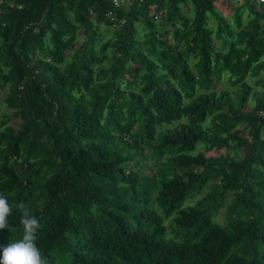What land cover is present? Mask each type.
I'll list each match as a JSON object with an SVG mask.
<instances>
[{
	"label": "trees",
	"instance_id": "1",
	"mask_svg": "<svg viewBox=\"0 0 264 264\" xmlns=\"http://www.w3.org/2000/svg\"><path fill=\"white\" fill-rule=\"evenodd\" d=\"M250 5L237 30L216 0L135 2L114 28L112 0H7L0 245L23 238V201L46 264H264V3Z\"/></svg>",
	"mask_w": 264,
	"mask_h": 264
},
{
	"label": "clouds",
	"instance_id": "2",
	"mask_svg": "<svg viewBox=\"0 0 264 264\" xmlns=\"http://www.w3.org/2000/svg\"><path fill=\"white\" fill-rule=\"evenodd\" d=\"M16 207L23 213L21 218L23 238L15 243L0 245V264H46L35 244L37 229L41 227L38 219L30 215L23 201ZM11 211L7 198L0 195V230L9 227L8 216Z\"/></svg>",
	"mask_w": 264,
	"mask_h": 264
},
{
	"label": "rangeland",
	"instance_id": "3",
	"mask_svg": "<svg viewBox=\"0 0 264 264\" xmlns=\"http://www.w3.org/2000/svg\"><path fill=\"white\" fill-rule=\"evenodd\" d=\"M251 2L253 3H258V0H216V5L217 7L219 8L220 11H222L229 19L231 25L233 26V28L235 30L238 29V24L235 22V16H234V7L235 6H244V8L242 9L241 11V15H242V24L245 25L249 19L248 15H249V9L251 7ZM209 25L211 27H215L216 26V22H215V19L213 18V16L210 17V20H209ZM100 30L101 32L103 33V35L105 36H110L112 33L110 31V28L104 26V25H101L100 26ZM264 60V57L262 58ZM195 60L192 59V63L194 62ZM260 75H264V69L260 72ZM249 82L255 86V83H257V79L256 78H250L248 79ZM218 87L219 88H224L225 87V83H219L218 84ZM258 88L259 89H262V86L258 85ZM251 108H247L246 110H250ZM210 124V121L208 122ZM245 134H247V131H245ZM210 151L211 153H215L216 150L214 148H210ZM146 157L148 158V163L149 165L155 167L156 166V162H157V159H151L150 157V153L147 152L146 153ZM146 158V159H147ZM141 161V159H138ZM137 160V161H138ZM143 161V160H142ZM129 164L133 167L136 168V166H138V164H134L132 162H129ZM149 170V168H148ZM206 193V190L203 192L202 195L200 196H203L204 194ZM233 197V193L230 192L228 193V196H227V199H226V203H228ZM198 202V197L196 198H192L190 200H188L186 202V205H192V204H196ZM215 220L218 221L219 223L221 224H226L227 221H228V216H227V205H225L223 208H221L216 214H215ZM168 227H169V230H170V233L173 235L172 233V227H171V221H168Z\"/></svg>",
	"mask_w": 264,
	"mask_h": 264
},
{
	"label": "built area",
	"instance_id": "4",
	"mask_svg": "<svg viewBox=\"0 0 264 264\" xmlns=\"http://www.w3.org/2000/svg\"><path fill=\"white\" fill-rule=\"evenodd\" d=\"M145 0H112L113 7L112 9L108 10L106 16L109 19V21L112 23V26L114 28H120L126 23V17L120 16L118 14V11L120 9L126 8L129 5L135 3V2H144ZM260 3H264V0H258ZM7 3V0H0V26H4L5 22L3 21V9L4 5ZM159 16H156L155 18L158 19Z\"/></svg>",
	"mask_w": 264,
	"mask_h": 264
}]
</instances>
